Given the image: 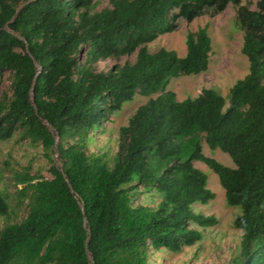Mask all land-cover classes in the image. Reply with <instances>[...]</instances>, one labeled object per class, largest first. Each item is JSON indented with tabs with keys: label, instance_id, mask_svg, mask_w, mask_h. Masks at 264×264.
<instances>
[{
	"label": "trees",
	"instance_id": "16d2710c",
	"mask_svg": "<svg viewBox=\"0 0 264 264\" xmlns=\"http://www.w3.org/2000/svg\"><path fill=\"white\" fill-rule=\"evenodd\" d=\"M0 0V141L18 134L59 166L50 178L13 177L27 214L0 228V264H151L181 254L217 225L194 211L214 199L203 163L225 201L239 207L232 264H264V0ZM236 8L248 74L225 99L214 89L178 101L180 76L208 69L207 27L185 36L184 57L148 45L205 15ZM121 65L100 69L110 60ZM148 100L119 128L116 151L90 146L103 123L136 96ZM155 96V97H153ZM227 154L229 168L202 152ZM149 196L150 206L136 203ZM10 205L0 191V216Z\"/></svg>",
	"mask_w": 264,
	"mask_h": 264
},
{
	"label": "rangeland",
	"instance_id": "374dc122",
	"mask_svg": "<svg viewBox=\"0 0 264 264\" xmlns=\"http://www.w3.org/2000/svg\"><path fill=\"white\" fill-rule=\"evenodd\" d=\"M99 1L98 10L108 7L109 0ZM257 1L250 2V10L256 9ZM242 3H246V0ZM235 16L236 8L228 5L219 15H205L191 23L182 21L177 31L162 35L148 45L151 52L165 48L174 51L178 57H184L186 34L207 27L212 48L208 69L199 75L180 76L170 80L166 90L174 93L178 101L195 98L203 89L212 88L225 99L228 107L229 89L248 74V61L241 53L242 32L235 24ZM125 60V58L120 61L110 60L101 63L99 67L105 69L110 65H121ZM9 83V75L4 73L0 96L8 91ZM147 100L148 98L137 95L132 102L111 114L108 121L103 123L105 133L95 136L97 143L91 145L90 150L95 151L96 148L105 146L112 152L116 151L119 128L126 125L136 109ZM202 152L204 156L213 158L224 166L235 168L227 154L218 149L209 150L204 142ZM52 165L59 166L56 156H52L50 163L41 147L21 141L18 134L7 141H0V191L10 205L8 214L0 216V228L20 222L27 214V201L20 202L16 187L13 185V177L29 172L30 175L47 179L51 177L49 169ZM194 166L206 175L207 187L214 194V199L206 205H195L193 209L205 216L215 217L217 225L201 229V242L185 249L181 254L173 255L167 251L153 253L151 264H232L233 258L238 254L241 232L233 227V221L240 214V208L227 205L224 189L216 174L201 162L195 161ZM141 197L136 203L154 206L157 202H149L150 198L147 195Z\"/></svg>",
	"mask_w": 264,
	"mask_h": 264
}]
</instances>
